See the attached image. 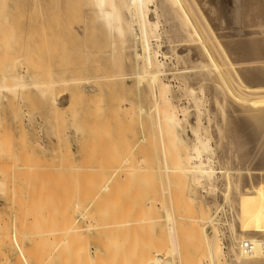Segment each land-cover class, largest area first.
<instances>
[{
    "label": "bare ground",
    "instance_id": "bare-ground-1",
    "mask_svg": "<svg viewBox=\"0 0 264 264\" xmlns=\"http://www.w3.org/2000/svg\"><path fill=\"white\" fill-rule=\"evenodd\" d=\"M32 9L34 17L30 15ZM256 25H264V0H0V100L11 95L13 118L25 136L30 129L19 125V115L27 89L36 90L47 110L59 118L69 116L82 101L102 100L105 104L109 99L115 106L118 100L122 108L118 112L130 111L132 117H128L135 122L133 148L154 157L147 155L152 157L148 161L154 163L159 181L151 183L159 186V193L149 198L152 202L147 207L150 204L152 209L157 201L161 204L162 226L169 237L164 234L168 241L163 243L169 245L165 249L172 255L170 262L166 259L170 254L161 261L164 258L166 264H183V247L199 244L209 264H264V28ZM33 59L38 61L34 70L30 66ZM126 105L129 110L123 113ZM103 120L109 124L107 118ZM45 128L49 131L50 126ZM24 162L21 166L28 165L23 167L27 171L20 165L18 168L27 175L32 173L30 167L38 171L41 169L36 166L43 163L34 166L31 161L30 166L29 161ZM150 163L145 166L150 170H146L154 173ZM116 169L118 177L115 174L113 179L118 178L123 185L126 170ZM106 177L98 188L101 192L97 189L96 193L114 201L110 195L116 187H112V177ZM150 177L155 175L150 173ZM207 196L212 197L213 204ZM196 199L197 205L192 203ZM132 219L119 221L128 225H116L131 228L147 222ZM89 221L90 227L93 222ZM65 222L56 232L49 231L58 235L52 249L58 256L66 248H77L84 229L77 226L76 218ZM108 226L102 228L109 230ZM47 230L43 234L52 235ZM139 235L144 239L145 235ZM194 238L197 243L188 241ZM222 239L228 240L227 245ZM128 243L131 245L129 239ZM81 252L84 249L79 254L85 257ZM120 255H115L116 264ZM40 264H47L46 259Z\"/></svg>",
    "mask_w": 264,
    "mask_h": 264
},
{
    "label": "rangeland",
    "instance_id": "rangeland-1",
    "mask_svg": "<svg viewBox=\"0 0 264 264\" xmlns=\"http://www.w3.org/2000/svg\"><path fill=\"white\" fill-rule=\"evenodd\" d=\"M32 10H31L30 15L34 17L35 11L34 9ZM257 27H260V26L256 25L255 28ZM262 27L264 28V25L263 26L261 25V27L258 29H261ZM0 52H1V49H0ZM36 60L37 59H33L32 61H30V64L31 62L33 64V65L32 64L30 65L33 70L36 69L35 68L36 65H34L35 62L38 66V61ZM25 92L27 94H25ZM25 92L23 93L24 99L21 100L22 104H21V111L19 115V121H20L19 125L21 127L23 126L24 129H26V127L27 129L28 128L30 129V134L28 136H25L21 132V129L18 127V124L15 122L13 118L12 111H13L14 105H13V100H12L11 95H9V98L7 97V98H3L0 100V162L3 163V165H1L0 167V264H40L45 259H46L47 264H61V263L68 264L69 262L70 263L74 262L75 264H86V263L87 264H104V263L108 264L106 262H110V264H114V263L116 264L115 260L118 259L116 258V256L118 257L121 252L122 253L119 257V261H117V264L118 263L127 264V262H131V264H137V263L138 264H151V262H153L152 264L154 263L161 264L162 261L164 262V263L162 262V264H166L167 263L166 259L170 262L171 260H169V258L171 259L172 255L170 254V251L167 250L169 248V245H168L169 242L167 243L168 246H165L164 244L165 242L168 241V240H164L166 239V236L168 235V233H166L167 234L166 235L165 232H168V230L166 229L165 226H162V224L165 225V221L163 223L164 211L162 209L161 204L158 201L153 202L154 203L153 208L152 209L150 208L151 207L150 204L152 202V201L150 202L151 198L157 197L154 195H158L159 193V190H158L159 186H156L155 183H154L155 185L151 183V180L153 182H155L156 180L158 181L156 177L155 169H154V163L153 162L150 163L148 161L153 156L150 154V152L145 153L143 150L142 151L143 153H142L141 150H137L136 148L135 149L133 148V143L135 141L136 128L134 127L135 122L133 118H132V121H130V118L128 117L129 115L132 117V115L130 114V111L129 112L127 111L128 113L126 112V110L128 109L127 107L128 104L126 105L125 108L123 107L124 110L127 108L125 111H123V113L124 112L126 113L120 114L118 111L121 110L122 108L119 109L120 106H118L119 104L116 98L114 99L116 100L115 106L112 105L113 103L111 104L108 101L109 99L105 100V104H104V101L101 102L102 100L100 101L98 100L97 101L95 100L87 101L86 100L85 102L82 101L83 103L81 102V104L75 107L74 111L72 110L70 115H69L70 111H68L67 115L69 116H66L65 114V116L59 118V116H57L56 113H51V111L47 110L41 97L39 96L36 90L33 91V88H32V89H27ZM31 93L32 94L36 93L37 96L33 94L36 96L34 97ZM31 95L32 97H30ZM107 101L110 104L106 103ZM102 103L104 104L103 106L101 105ZM25 110L27 113H25ZM115 110H116V113L114 112ZM114 113L116 116L118 113L119 117H116ZM132 114H133V111H132ZM30 115L31 116L33 115L34 117L32 116V119H31ZM22 116L25 118H23ZM29 118L30 120H28ZM103 118H107V120L109 121V124L108 122H104L105 120H103ZM112 118H114L113 121H112ZM117 119L118 121L115 122ZM31 120H32V123H31ZM37 120H38L39 125L36 124ZM25 122L29 123V125ZM119 122L120 124H118ZM127 122H130L131 124ZM44 125L45 126L48 125V129H49V126H50V129L51 128L52 129L51 130L49 129L48 131ZM41 126H43L42 128L44 129V131L42 130ZM132 129L134 130V133L131 132ZM48 133L50 136L48 137L50 139H48L47 137ZM65 133H68V134L71 133V135H69L68 137L67 135H65ZM20 135L24 138L22 139L23 144L22 142L20 143L21 141V138H19ZM67 138H70V141H68ZM47 140H51L53 142V143L51 142L52 145L48 143ZM139 151L141 152V154ZM144 154L146 157L144 156ZM147 155H151L152 157L147 158ZM142 156H144L145 158H142ZM140 157L142 159L147 160L148 163L151 164V168H152L151 170H153L155 174L153 172H150L149 171L150 168L148 167L147 168L149 170L148 171L146 170L147 168L145 166L148 163H146L147 161L145 160L144 161L140 160ZM29 158L30 160H28ZM151 160L152 161L154 160L155 162V159H151ZM11 161L13 163H16L17 166H15V164H12V163L11 165L10 164ZM22 161L23 162L26 161V163L28 162L27 164L30 163L29 164L30 166H31V161H32V164L36 163V165L37 164L39 165L41 162L43 163H41L39 166H36V169L37 167H40L41 170H38L39 172L34 171L35 169L34 167H30V169H32V173L31 175L30 173H28V175H30L28 176L27 173L23 171V170L27 171V169H24V168H28V165L27 166L25 165V167L21 166ZM137 161L139 162L143 161L145 162L146 165L144 166L143 162L138 163ZM7 164H10V165H7ZM18 165H20L19 167L23 170L18 168ZM41 165H42V168H41ZM56 166H58L57 168L59 167L60 168L57 170ZM92 166L93 167L96 166V167L93 168ZM120 166L126 170L127 178L123 179V182L125 183H122L123 185L125 184V186L121 185V183L119 184L118 183L119 181L117 182L118 178H116V180L113 179L115 178L114 175L115 174L117 175L119 171L118 170L116 172V170L118 169V168L116 169V167H119L120 169ZM136 166H138L139 168L144 167L145 170L138 169ZM11 167L13 169H11ZM134 167H136L137 169H133ZM104 168L106 169L109 168V169L107 171L106 169L104 170ZM122 168L120 170H122ZM53 170L56 172L54 173ZM109 170L111 171L113 170L112 173L114 174L112 175L111 171ZM138 170H141V171L143 170L144 172L139 171L138 173ZM33 171L36 172V174ZM106 172H107V175L109 176L106 175ZM109 172L110 174H108ZM120 172L123 174L122 171ZM150 173H152L153 176L155 175V178L152 177V179H150L151 178ZM103 174H105L107 177L103 176ZM105 177L106 179L112 177L111 182L114 183L112 187L114 189L116 187L117 189V190L113 189L114 191L110 195V197H113L114 201H112V198H108L109 196L105 197L103 196L102 193H101V196H99L96 193L98 192V190L101 192V189H98V188L102 187ZM119 178L121 179V177ZM158 182H156L157 185L159 184ZM120 185L123 187L120 188ZM117 187H119L120 189ZM202 194L204 193L202 192ZM41 195L43 197H41ZM102 197L103 198L105 197V198L103 199ZM218 199L220 200V197H218ZM196 200H194L192 203L197 205L199 203L198 202L199 200L198 199ZM206 200L209 202V204H213L212 197L210 198L207 196ZM47 201H48V205H45L47 204ZM148 202H150V204H148V207H147ZM94 203H96V205ZM134 203H137V204H134ZM92 204L94 205L92 206ZM182 205H183L182 207L185 208L184 206L185 203H182ZM136 206L138 210H135L137 209ZM139 207L141 209L140 210L141 212L139 211ZM191 209L194 210L193 208ZM192 210H190V212ZM136 211L138 212L137 214L139 215H136ZM83 213L84 215L85 214L86 215L84 219H81L80 215ZM87 214H90V215L87 216ZM41 215L43 217H41ZM146 215H148V220H147ZM193 215L195 217V213L192 214V216ZM192 216L190 215V218ZM38 218H40L41 220L39 221ZM43 218L44 220H42ZM49 218L51 220H49ZM75 218L77 219V222H76L77 226L84 228L82 233H80L81 234V238L79 237L80 241L78 240L79 238H77L75 241L77 242L78 240V242L76 243L77 248H70V249L66 248V251H64L60 256H58L57 252L53 253V250H52L58 241L57 239L58 235L55 234L57 237L56 238L54 237L55 236L54 233H51V232H54V231L56 232L58 230L57 227L61 229L62 221L64 225L66 223L65 221L69 219H75ZM132 218L133 219L139 218L140 219V220L138 219L139 221L141 220L144 221L142 219L144 218L145 221L147 220V222L144 221L145 223H140V224L138 223L137 225L134 224L133 226H131V228L129 227L130 225L128 227L127 226L119 227L116 225L117 223L119 225L120 223L124 225L125 220L124 222H120V223L119 221L126 219L128 223V219L130 221ZM88 220L90 221L92 220L91 222H93L91 223L90 227L88 225ZM90 221H89V224H90ZM102 221L105 223L100 225ZM41 223L42 224L45 223L43 224V226L44 225L46 226L47 223L51 225L46 226V227L44 226V229H42L43 226L41 225ZM108 223H109V226L107 225ZM146 223L148 226L145 225ZM107 226L109 230L107 229L105 230L102 228V227L107 228ZM45 228L50 229V230H47V232L52 235H48L47 233L43 234V231L46 230ZM136 229H139L140 232H138ZM144 229H146L147 231ZM164 229H166V231ZM130 231L133 232L134 235H130ZM208 232H211V229H208ZM139 234L145 235L144 239H143V236L141 237ZM164 234L166 236H164ZM44 235H46L47 238H45ZM129 235L132 237L131 239ZM221 236L223 237V235ZM126 237H129V238H126ZM138 237H139V240H137ZM128 239L131 245H127L129 244ZM40 240L42 241L41 243H40ZM226 240L227 239L223 240V242L225 241L224 242L225 245H227V242H228V240L227 241ZM81 241H84V242H81ZM188 241H193L194 244L197 243V241H195V238L188 240ZM112 242H115V243H112ZM123 242H125L126 244H124ZM79 243H80V247H79ZM82 243H85L86 245L85 244L82 245ZM122 243H123V246H122ZM191 243L192 242L190 243L188 242V244H191ZM42 245L45 248L47 247L45 251L43 250ZM125 245L129 248L126 249ZM134 245H137V246L135 247ZM192 245L193 244H191V246L188 245V247L186 246L183 247L184 250L186 251L185 253L182 248L183 250L182 257H183V262H184L183 264H190V262L192 264L194 263L195 264L196 263L197 264H209V262L207 261L203 253L202 247H200L198 244L197 245L198 247L194 245L197 248H195L194 246L192 248ZM140 246H142L143 249L144 247H146L147 250L146 249L143 250L145 252V256L143 255L144 253ZM123 247L125 248V250ZM130 247L131 248L133 247V248L131 249ZM165 247L166 248L168 247V248L165 249ZM199 247L202 249V251L198 249ZM81 248L84 249V252L83 253L81 252V253L85 254V257L84 255L79 254L80 251H83V249L81 250ZM137 248L139 249L138 251H136ZM71 249L75 252L71 251ZM126 250L129 253H127ZM165 250H167V252ZM42 251H43V254H42ZM146 251L148 253H151V255L149 254L148 256ZM106 252L109 254H107ZM135 252H137L138 255ZM44 253L47 255H45ZM74 253L75 254L77 253L76 254L77 257ZM73 254L75 255V258ZM134 254L135 256H137L136 257V259L138 258L137 260H135ZM166 254L168 255L170 254V255L168 256ZM42 256L43 257L45 256V258H43ZM46 256L47 257L49 256V258L51 256L50 258L51 262L49 261V259H47ZM70 256H73V257H70ZM163 256L164 258L168 256L165 259V261H164V258L161 261ZM185 256L187 257L186 260H185L186 258ZM156 258H157V261H156ZM190 258H192L193 261ZM144 259L147 261V263L146 261H144ZM80 260H81V263H79ZM222 261L225 262V259L223 258Z\"/></svg>",
    "mask_w": 264,
    "mask_h": 264
}]
</instances>
